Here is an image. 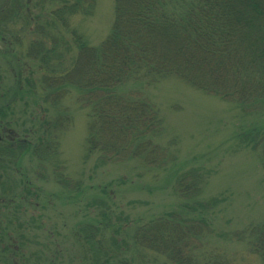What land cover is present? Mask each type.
<instances>
[{"label": "rangeland", "instance_id": "rangeland-1", "mask_svg": "<svg viewBox=\"0 0 264 264\" xmlns=\"http://www.w3.org/2000/svg\"><path fill=\"white\" fill-rule=\"evenodd\" d=\"M14 1L0 0V51H6L7 44L13 46L19 63L30 70L38 63L25 54L33 38L45 37L47 44H53L55 38L57 47H63L60 39L64 36L72 55L76 46L69 36L71 30L96 46L109 33L113 20V0H96L90 15H66L65 27L48 12L60 5L61 0H27L25 11L17 12L18 16L10 22L5 21L8 15H15L6 9ZM31 16L35 19L30 22ZM13 52L0 56V76L6 88L10 87L12 63L19 70L18 63L12 60ZM136 86L155 104L162 118L163 131L155 140L174 154V161L164 167H146L136 160L102 164L97 161V153L86 155L87 110L76 102L77 92L73 89L62 100L67 121L55 131V127L47 130L46 136L52 138L40 136L36 131L37 108L34 103L28 104L32 102L30 97L25 98V104L18 101L9 107H4L6 101L0 100L6 125L12 129V137L8 134L3 140L1 137L0 145L14 146L10 139L13 140L15 130L19 137L30 138V144L25 145L16 159L0 155L3 163L6 160L11 164L6 163L5 169L0 167V190L6 193L9 190L5 199L9 201L0 204V210L6 207L0 215V234L3 230L11 232L10 239L3 237L6 241L5 248H0V264H11L14 245L19 247L13 253L17 263L25 259L26 264H100L102 259L93 258L98 246L102 248L99 252L104 246L112 256L106 264L161 262L164 256L135 249L131 233L138 225L166 212L186 213L182 206L186 201L175 194L174 186L178 175L189 171L203 177L200 192L193 199L210 205L207 210L198 211L203 212L209 225L208 232L198 236L199 241L207 249L219 248L232 254L237 264H261L246 240L229 238L231 232L264 220V167L258 152L242 139L257 119L245 115L234 102L205 94L174 77ZM55 112L49 111L47 117ZM23 121L30 130L23 128ZM258 122L257 127L263 128L264 115ZM46 142L51 144L47 157L31 154ZM21 174L27 180H22ZM20 180L26 183L25 187H15L22 184ZM191 211L188 210L196 215ZM93 226L98 228L97 233L91 232ZM112 239L121 246L119 250L114 249Z\"/></svg>", "mask_w": 264, "mask_h": 264}, {"label": "trees", "instance_id": "trees-1", "mask_svg": "<svg viewBox=\"0 0 264 264\" xmlns=\"http://www.w3.org/2000/svg\"><path fill=\"white\" fill-rule=\"evenodd\" d=\"M95 1L61 0L60 5L48 12L60 19L65 27L66 15H90ZM113 2L109 33L96 46L89 45L75 30L69 32L76 46V53L72 55L69 54L71 45L64 36L60 39L63 47H57L55 38L53 44H47L45 37L33 38L25 54L38 63L35 69L30 70L22 62L19 63L13 52L15 48L7 44L6 51H0V56L13 52L12 60L18 63L19 70L12 63L9 88L5 87L0 76V100L6 101L4 107L18 101L25 104V98L30 97L32 102L28 104L34 103L37 108L39 126L36 131L40 132V136H46L48 129L55 127V131L67 121L62 100L73 89L77 92L76 102L87 110L86 155L97 153V161L102 164L136 160L146 167H164L174 161V154L155 140L163 131L162 118L155 104L136 85H151L174 77L205 94L234 102L245 115L256 118L257 122L243 134L242 139L246 146L258 152L264 167V127H257L260 125L258 118L264 115V0ZM26 6L27 0L8 4L7 12L12 10L15 15H8L4 20L10 22L18 16L17 12L25 11ZM32 19L35 18L29 17L30 22ZM24 71L27 73L24 74ZM53 109L56 112L47 117ZM22 123L24 129H31L26 126V121ZM6 124L5 113L0 110L2 140L6 134L12 137V129ZM15 131V141L10 139L14 146L0 145V155L4 154L8 159L10 156L16 159L26 148L25 145L30 144V138L26 135L19 137V132ZM49 144L46 142L35 152L33 149L31 154L47 157ZM3 162L0 159V167L5 169L6 163H10ZM12 163L15 170V160ZM20 176L22 180H27L23 179L24 174ZM20 182L22 184L15 187L26 186L24 181ZM202 183L203 177L194 174V171L179 174L174 189L175 194L186 201L182 205L186 213L173 210L138 225L131 233L135 249L139 247L164 256L163 261L156 260L155 264H237L232 254L219 248L218 251L207 249L199 241L198 236H204L209 226L202 216L203 212H198L207 210L209 203L193 199L199 194ZM3 188L8 190L6 185ZM8 191L0 190V204L9 201L5 200ZM4 209L6 207L0 210V215ZM97 231L98 228L93 226L91 232ZM10 234L5 230L0 234L1 249L5 248L3 242L10 239ZM4 236L6 239H3ZM229 238L246 240L253 255L264 264V220L231 232ZM13 239L16 240L14 236ZM111 242L115 250L121 248L115 239ZM14 246L11 264H26L25 259L19 263L17 259L16 262L13 260V253L19 251V247ZM198 248L200 251L197 252ZM99 249L102 248L96 247L93 258L102 259L100 264L110 262L112 256L106 248L103 246L101 252ZM7 250H10L9 246ZM23 255L20 257L23 258Z\"/></svg>", "mask_w": 264, "mask_h": 264}]
</instances>
